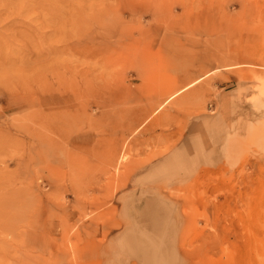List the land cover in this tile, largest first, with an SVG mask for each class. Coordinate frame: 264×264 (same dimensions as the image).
Instances as JSON below:
<instances>
[{"label": "rangeland", "instance_id": "obj_1", "mask_svg": "<svg viewBox=\"0 0 264 264\" xmlns=\"http://www.w3.org/2000/svg\"><path fill=\"white\" fill-rule=\"evenodd\" d=\"M0 264H264V0H0Z\"/></svg>", "mask_w": 264, "mask_h": 264}, {"label": "bare ground", "instance_id": "obj_2", "mask_svg": "<svg viewBox=\"0 0 264 264\" xmlns=\"http://www.w3.org/2000/svg\"><path fill=\"white\" fill-rule=\"evenodd\" d=\"M50 119H48L47 117H41L39 119V125L42 127H50L51 123L49 122ZM27 159V158H26ZM25 159V161H26ZM31 165V163H29V166ZM25 169H28L29 166L28 165H23ZM184 171L186 173V175L189 177L192 173V170L189 169L188 165L184 168ZM156 213V212H155Z\"/></svg>", "mask_w": 264, "mask_h": 264}]
</instances>
